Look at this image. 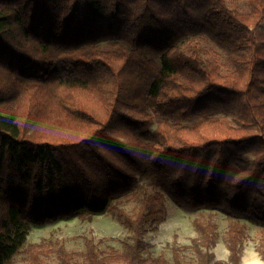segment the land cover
I'll use <instances>...</instances> for the list:
<instances>
[{
	"label": "trees",
	"instance_id": "16d2710c",
	"mask_svg": "<svg viewBox=\"0 0 264 264\" xmlns=\"http://www.w3.org/2000/svg\"><path fill=\"white\" fill-rule=\"evenodd\" d=\"M230 1L0 0V264L32 225L103 212L132 242L107 254L94 238L82 252L63 245V264H184L177 240L172 261L144 256L167 198L224 213L241 264L243 218L264 234V0ZM200 34L227 63L188 39ZM194 224L193 264H218L213 214ZM26 251L46 264L42 243Z\"/></svg>",
	"mask_w": 264,
	"mask_h": 264
},
{
	"label": "rangeland",
	"instance_id": "374dc122",
	"mask_svg": "<svg viewBox=\"0 0 264 264\" xmlns=\"http://www.w3.org/2000/svg\"><path fill=\"white\" fill-rule=\"evenodd\" d=\"M230 7L238 10H247V0H231ZM200 44L204 55L209 58H217L227 63L226 52L208 35L200 34L190 36ZM187 39V40H188ZM184 43L187 45V41ZM137 201L122 200L121 206L129 211H134ZM167 213L155 225L150 226L144 236V256L152 258L164 253L172 261V246L177 240L181 247V255L184 264H193L198 260L195 250L194 238L198 236L194 221L199 216L207 217L213 214V219L218 225L217 243L212 248L218 264H230V251L227 248L225 239L229 225V218L218 210H189L167 198ZM248 225L247 236L244 242L241 264H264L258 249L262 243L263 226L251 219L243 218ZM86 238H94L103 254L112 249L124 251L126 246L132 242L130 231L111 213L103 212L95 215L90 220H83L78 217L62 219L54 222H47L42 225H32L26 244L22 251L17 254L9 264H27V247L32 243H42L47 251L44 255L46 264H63L57 257V250L63 245L74 252H82L87 247ZM74 264H84L81 255L75 258ZM124 264V263H108Z\"/></svg>",
	"mask_w": 264,
	"mask_h": 264
}]
</instances>
